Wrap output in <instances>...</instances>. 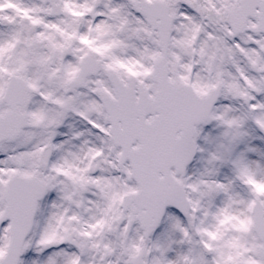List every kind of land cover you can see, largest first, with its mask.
Wrapping results in <instances>:
<instances>
[{
	"label": "snow or ice",
	"instance_id": "1",
	"mask_svg": "<svg viewBox=\"0 0 264 264\" xmlns=\"http://www.w3.org/2000/svg\"><path fill=\"white\" fill-rule=\"evenodd\" d=\"M0 264H264V0H0Z\"/></svg>",
	"mask_w": 264,
	"mask_h": 264
}]
</instances>
